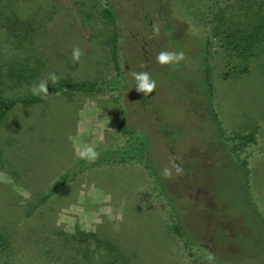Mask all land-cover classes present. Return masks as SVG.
<instances>
[{
  "label": "rangeland",
  "instance_id": "rangeland-1",
  "mask_svg": "<svg viewBox=\"0 0 264 264\" xmlns=\"http://www.w3.org/2000/svg\"><path fill=\"white\" fill-rule=\"evenodd\" d=\"M103 1L18 3L22 16L38 22L34 45L45 63L43 79L55 73L60 80H111L115 89L49 95L5 115L0 264H264V44L250 57L248 72L228 76L220 43L208 44L223 135L200 64L208 25L189 0H109L117 15L120 82L100 43L108 26ZM153 25L160 33L150 38ZM74 47L82 51L79 62L72 60ZM160 51H183L186 58L161 66ZM16 55L0 36V62ZM140 71L156 81L148 97L135 89L131 73ZM30 87L7 96H23ZM120 107L124 122L148 135L155 173L133 161L87 170L26 216L25 200L44 191L81 147L123 143ZM255 127V143L228 137ZM170 157L183 175L173 169L172 178L163 176ZM175 220L183 224L182 240L170 228Z\"/></svg>",
  "mask_w": 264,
  "mask_h": 264
},
{
  "label": "trees",
  "instance_id": "trees-1",
  "mask_svg": "<svg viewBox=\"0 0 264 264\" xmlns=\"http://www.w3.org/2000/svg\"><path fill=\"white\" fill-rule=\"evenodd\" d=\"M27 0H0V36H4L11 49L17 54L15 57L0 62V127L7 112L15 105L29 106L43 101L45 98L33 96L28 92L20 97H10V90L30 86L44 78V60L35 53V35L38 22L35 16H22L18 3ZM195 17L208 25V34L203 38L202 73L209 99V108L213 114L218 131L226 135L220 125L217 113L213 108L214 87L209 66L208 44L212 40L218 41L225 53L224 76L229 74L242 75L249 70V59L255 50L264 44V0H189ZM101 16L107 18V27L100 38L105 48L107 62L115 72L117 81L122 78L120 65V44L117 15L109 0L101 5ZM191 12L190 8L188 9ZM192 15V13H191ZM100 16V17H101ZM49 95L83 93L88 95L101 94L106 88L115 89L109 81L82 80L72 81L68 78L59 80L56 85L47 86ZM48 95V96H49ZM47 96V97H48ZM121 121L119 131L124 137L121 145L105 144L96 148L100 153L95 163H87L78 155L72 163L53 179L44 191L36 193L35 197L25 200V215H31L37 208L43 206L50 199L62 193L78 176L106 165H122L133 162L141 164L147 171L155 173L149 157V137L142 131H137L124 122V111L120 107ZM255 127L248 133L228 136L242 142H256ZM1 161V150H0ZM246 168L247 160H242ZM248 174V171L247 173ZM170 228L182 240L184 227L181 221L175 220Z\"/></svg>",
  "mask_w": 264,
  "mask_h": 264
},
{
  "label": "clouds",
  "instance_id": "clouds-1",
  "mask_svg": "<svg viewBox=\"0 0 264 264\" xmlns=\"http://www.w3.org/2000/svg\"><path fill=\"white\" fill-rule=\"evenodd\" d=\"M160 29L158 26L153 25L152 37L158 36ZM82 55V51L79 47H74L72 50V60L73 62H79ZM185 53L172 52V51H160L157 53L155 59L156 62L161 66L166 65H179L180 62L185 60ZM142 67H147V65H142ZM131 76L135 81V89L138 93H142L144 97H148L151 93L154 92L156 88V81L153 80L148 71L132 72ZM60 80V77L55 73H49L47 79H41L38 83L31 85L29 91L33 96L45 98L49 95L47 85L51 82L53 85H56ZM78 156L81 160H84L87 163H95L100 156V153L96 151L93 146H84L81 147ZM177 158L170 157V168H165L163 170V176L165 178H172V170H175L177 176L183 175V168L175 162Z\"/></svg>",
  "mask_w": 264,
  "mask_h": 264
}]
</instances>
